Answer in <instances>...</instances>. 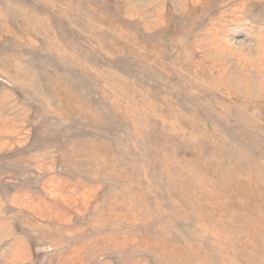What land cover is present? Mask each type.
Returning a JSON list of instances; mask_svg holds the SVG:
<instances>
[{
  "label": "rangeland",
  "instance_id": "obj_1",
  "mask_svg": "<svg viewBox=\"0 0 264 264\" xmlns=\"http://www.w3.org/2000/svg\"><path fill=\"white\" fill-rule=\"evenodd\" d=\"M264 0H0V264H264Z\"/></svg>",
  "mask_w": 264,
  "mask_h": 264
},
{
  "label": "clouds",
  "instance_id": "obj_2",
  "mask_svg": "<svg viewBox=\"0 0 264 264\" xmlns=\"http://www.w3.org/2000/svg\"><path fill=\"white\" fill-rule=\"evenodd\" d=\"M261 31L264 32V29ZM230 46L237 53L235 58L239 61L250 64L264 62V35H257L252 40L230 42Z\"/></svg>",
  "mask_w": 264,
  "mask_h": 264
}]
</instances>
